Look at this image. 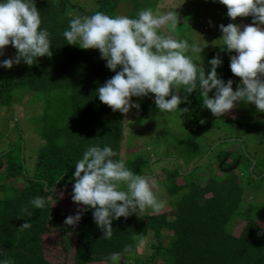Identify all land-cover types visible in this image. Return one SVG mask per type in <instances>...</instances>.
Here are the masks:
<instances>
[{"label": "trees", "instance_id": "obj_1", "mask_svg": "<svg viewBox=\"0 0 264 264\" xmlns=\"http://www.w3.org/2000/svg\"><path fill=\"white\" fill-rule=\"evenodd\" d=\"M121 1L95 0L96 8L85 13L101 11L117 15L115 10ZM36 6L41 11L42 27L51 34L53 55L38 58L32 66L22 61L12 69L0 67V112L11 106L16 97L17 100L31 98L29 101L35 103L29 111L33 115L31 120L37 124L34 128L42 141L29 170L21 133L16 142L4 138L8 149L0 152V259L10 264L101 263L108 262L109 254L122 252L126 246L133 249L127 257L134 256L140 252L139 241L150 239V258L142 264H264V205L244 201L245 185L235 169L245 156L243 152L228 163V155L221 153L216 173L204 184L198 179L182 184L171 182L167 188L169 194L173 196L180 191L181 195L168 210L142 215L137 212L114 220L110 240L103 239L93 210L85 212L77 225L65 224V219L72 214L69 209L62 210L58 204L61 196L56 190L67 185L73 187L75 163L88 146H111L119 154L116 158H123L126 166L141 176L155 174V170L149 168L151 159L144 155L122 157L125 114L114 112L96 95V90L116 73L108 69L106 61L97 58L96 53L68 44L62 35L69 21L76 17L70 15L76 5L71 0H36ZM141 7L136 0L133 16ZM78 8L84 11L82 6ZM16 53L15 49L11 57L3 50L0 60L14 59ZM232 55L237 53L214 45L208 52L201 53L199 59L194 58V62L208 71L211 69L209 61L219 57L223 63L217 69L218 74L225 82L232 79L233 90H236L237 79L230 69ZM179 95L187 96V101L180 105L182 109H189L187 113L180 112L185 118L186 131L204 138L201 145L207 148L204 154L213 144H220L221 138L201 136L209 119L199 115L203 105L199 92L189 94L180 90ZM139 104L140 118H154L159 112L154 100ZM252 119L251 115H243L226 121L228 126L248 125L245 133L253 135L257 128H252ZM192 138H189V151L197 156L198 145ZM241 145L243 147V142ZM245 160L248 163H242L250 174L252 159L247 156ZM199 167L197 165L196 169ZM162 169L168 178L179 175L177 166L175 170ZM121 188L127 190L124 185ZM35 197L45 198L46 207H32L29 201ZM241 221L246 223L235 232ZM25 222H30L31 226L21 229ZM52 232L60 236L66 256L71 255L72 250L71 262L67 258L53 261L48 257L44 242Z\"/></svg>", "mask_w": 264, "mask_h": 264}, {"label": "clouds", "instance_id": "obj_2", "mask_svg": "<svg viewBox=\"0 0 264 264\" xmlns=\"http://www.w3.org/2000/svg\"><path fill=\"white\" fill-rule=\"evenodd\" d=\"M214 2L227 6V15L233 21L237 17L253 18V24L247 26L221 24L222 36L215 41L221 50L237 53L230 57L231 72L241 78L236 90L232 79L225 82L217 72L222 59L212 58L211 69L206 71L194 62L204 47L176 38L174 33L180 24L177 9L160 12L147 8L134 17L97 11L72 18L62 35L68 44L98 49L106 67L116 73L96 90L99 100L114 112L127 114L133 108L139 110L140 104L133 97L154 94L160 113H187L188 108H180L187 101V96L182 100L179 95L184 90L189 94L198 91L203 107L217 118L231 113L238 102L254 104L257 112L264 113V0ZM50 37L48 29L42 27L36 0H0V54L8 45L17 50L14 59L0 60V67L12 69L22 61L32 66L40 57H51ZM213 90L214 95L210 96ZM118 155L108 145H90L85 149L75 163L71 193L73 202L85 207L69 215L66 225H77L85 212L93 210L103 239L110 240L114 220L137 214L138 210L160 212L165 207L166 202L154 192L155 178L134 173L123 158H116ZM121 185L127 190H122ZM46 203L43 197L29 201L36 209L45 208ZM30 226V222H25L21 229ZM143 244L140 240L139 245ZM132 250L126 246L122 252L109 254L106 260L109 264H123V258ZM0 264L10 262L0 259Z\"/></svg>", "mask_w": 264, "mask_h": 264}, {"label": "rangeland", "instance_id": "obj_3", "mask_svg": "<svg viewBox=\"0 0 264 264\" xmlns=\"http://www.w3.org/2000/svg\"><path fill=\"white\" fill-rule=\"evenodd\" d=\"M71 2L76 5L70 11V15L72 16H85L87 15V11L96 8L95 0H71ZM135 2L133 0H122L116 8L115 14L134 17L132 11L134 10ZM137 4L142 5L139 10L151 8L153 11L164 12L177 9L180 24H178L174 35L177 39H187L190 42L194 41L198 43L204 47L203 52H208V49L218 43L215 41L222 36V32L220 31L221 24L225 26L229 23H238L242 26L253 24L251 16L237 17L233 21L227 15V6L214 2V0H137ZM79 6H82L84 11H80ZM89 50L96 53L97 58H101L98 49ZM4 51L11 57L15 54V48L11 45L6 46ZM236 79L238 86L241 78L236 76ZM174 94L176 93L174 92ZM183 98L181 96L182 100ZM30 99L25 97L17 100L16 97L11 106L4 108L0 112V152L8 149L5 140L9 137L8 142H16L20 132L22 135V148L26 147L25 157L29 170L33 167L32 159H34L36 149H39L42 143L34 128L37 124L34 120H31L33 115L29 111H32L35 103L30 102ZM133 100L139 103L141 101H153L155 97L154 94H150L142 98L133 97ZM209 111L202 105L199 115L205 116V118L211 120V123L209 120L207 121L206 131L201 136L210 139L220 137L221 143L218 145L213 144L204 154L203 152L207 149L201 146L203 145L204 138L196 135L193 136L191 133L189 135L185 128V118H183L179 111L171 114L157 112L154 118H140L135 108L125 114L121 155L124 158H134L137 155H144V158L151 159L149 168L155 170V174L151 172V174H146L145 176L155 178L154 192L158 199L166 202L165 207L160 212L168 210L170 208L169 205L175 202L178 196L181 195L180 191L173 196L169 194L167 188L171 182L175 181L182 184L184 181L191 182L198 179V181L204 184L211 174L216 173L219 165L218 156L221 153L228 155L226 159L227 163L231 162L241 152L245 154L240 165L235 167L236 173L242 180L243 185H245L244 201L246 203L255 202L259 205H264V113L257 112L254 104L246 105L241 102L237 103V107L231 113L222 117L223 120L222 118L213 116L211 111ZM243 115H251L253 117V125L251 126L252 128H257V132L253 135H246L245 129L248 125L231 126L233 124H230L228 126L227 119H236ZM219 121L221 124L218 123ZM4 127L6 131H4ZM190 136L194 137L191 141H195L198 145L197 152L199 154L197 156L190 154ZM239 138L243 139V147L242 143L238 141ZM205 141L207 140L205 139ZM247 156L256 161L255 165L257 164L256 167L254 165V171H251L249 167L250 174L244 167L248 163V160H245ZM197 165H200L199 169H196ZM176 166L178 167L180 176L175 174L169 178L165 176L166 174L163 172L162 167L167 170H175ZM56 192L61 196L58 204L62 210L69 209V214L75 215L78 208L84 207L73 202L71 198L72 187L67 185L57 189ZM137 212L140 215L146 212L150 214L156 213L151 209L138 210ZM245 223V221H241L237 224L235 232H238ZM149 240L146 239L142 246L138 243L140 252L134 256L124 257L123 264H142L145 260L149 259L151 252ZM44 243L46 253L51 260L64 261L67 258L70 262L72 261V250L71 255L66 256L64 243L57 233L52 232L49 237L45 238ZM90 264H109V262Z\"/></svg>", "mask_w": 264, "mask_h": 264}, {"label": "water", "instance_id": "obj_4", "mask_svg": "<svg viewBox=\"0 0 264 264\" xmlns=\"http://www.w3.org/2000/svg\"><path fill=\"white\" fill-rule=\"evenodd\" d=\"M238 141H240L242 143V140L239 138ZM219 142L216 143V145H218ZM256 161L255 160H252V165L250 166V170L252 171L253 168H254V165H255ZM47 185V181H45V186Z\"/></svg>", "mask_w": 264, "mask_h": 264}]
</instances>
